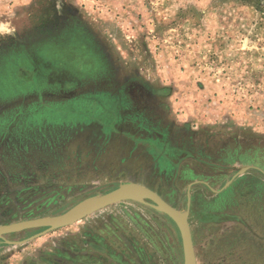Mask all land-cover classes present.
Instances as JSON below:
<instances>
[{
    "label": "rangeland",
    "instance_id": "rangeland-1",
    "mask_svg": "<svg viewBox=\"0 0 264 264\" xmlns=\"http://www.w3.org/2000/svg\"><path fill=\"white\" fill-rule=\"evenodd\" d=\"M23 5L38 16V38L0 32L1 70L9 58L0 76V224L64 214L138 182L187 212L197 264H264V0ZM80 16L90 47L55 52L59 91L31 93L38 79L12 56L34 39L65 46ZM75 70L98 74L108 92L65 88ZM45 229L1 235L0 264H185L178 225L139 196L12 243Z\"/></svg>",
    "mask_w": 264,
    "mask_h": 264
},
{
    "label": "crops",
    "instance_id": "crops-1",
    "mask_svg": "<svg viewBox=\"0 0 264 264\" xmlns=\"http://www.w3.org/2000/svg\"><path fill=\"white\" fill-rule=\"evenodd\" d=\"M5 2H7V0H2L3 4H0V32L3 31V29L10 30L8 31L10 32L9 34H12V33L15 34L16 32H18L16 33V35L18 34L20 38L25 39L27 41L26 44H28L29 43L28 38L31 36V33L33 32L35 36L38 34V28L33 29L34 24H36L39 21L38 16L36 17V15H34L35 12L33 14L30 12H27L28 7L23 5L25 3V0L18 1L20 4H18L17 6L16 5L12 6L9 4L7 5L5 4ZM84 10L86 9H83V7L77 8V11L78 12L82 11L83 14H85ZM86 11H87V15H90V10H86ZM87 15L86 17L89 18V16ZM86 17L85 16L77 17L80 20V22H78L77 21L78 19H76V22H75L76 26L70 32V37L68 38L69 40L65 46L61 43V41L47 42V40H41V41L36 40L35 42V39L38 38V35H37L34 39V43L30 42L31 44H29V46L25 48L24 54L22 55L20 54L18 56H15V55L12 56V57L18 58L19 61L21 63H24L26 66L29 65V68H24V67L21 68L22 69L21 74H24L25 77L32 78V80H34L35 78L38 79L36 83L37 84L36 90L32 91L31 93L42 94L48 90L49 91L53 90V93L55 92L57 93L59 91L58 88H60V86L58 83L52 82V79H53L52 75L55 72H59V70H56V68L59 69V68H62V66L60 65L56 66L57 58L54 56V53L58 51H62L64 47L66 50L70 48L76 49L77 47H79L78 50H83V51L87 50L90 47L88 43H85V35L83 31H81L84 29L82 28L83 27L82 24H84L82 20ZM26 21H29V23H26ZM22 24L24 25V29L22 27ZM99 25L101 29L104 31V29L102 28V24L99 23ZM25 33H27V35ZM34 47H36V50ZM37 52H39V54L43 57L42 60L44 62L50 61V64L42 63V61L38 57L39 55ZM8 59L3 60V63L1 65V67L3 66V68L2 70L0 68V71H1L0 76L4 74L3 72H4L5 67L8 64V61H9ZM105 60L106 59L104 56L103 61ZM43 68L46 69V72L45 71L42 72V70H44ZM41 72L43 73L42 77H40ZM97 75L98 74H95L94 76L92 75L87 76L85 73H82V71L75 70L73 74L71 75L68 74L66 76L68 79L66 80L64 86L67 89H72V88L74 89V88H77L76 86L81 84V86L83 87V90L80 91V93L87 94L89 95V97L90 95L94 97L95 94H98L101 92H108L107 89H104L103 91L99 89L100 78H99V75L98 76ZM44 78H45V83L40 85V82H42ZM93 103H95V99L93 100ZM112 103L114 102H110L108 107L106 108V113L108 114H110L109 106H112ZM111 108H113V111L116 113L117 111L116 107H111ZM102 109H100L99 106L95 105V110H96L95 113H98ZM107 116H108L107 118H109V115ZM101 121H103L105 125L108 127H111L113 124L112 121H108V120H101ZM192 185L190 188L188 187V190H191Z\"/></svg>",
    "mask_w": 264,
    "mask_h": 264
},
{
    "label": "water",
    "instance_id": "water-1",
    "mask_svg": "<svg viewBox=\"0 0 264 264\" xmlns=\"http://www.w3.org/2000/svg\"><path fill=\"white\" fill-rule=\"evenodd\" d=\"M137 196L155 202L161 208V210L178 225L183 241L185 264H197L192 230L188 220L187 212L175 207L156 190L138 182L122 183L117 188L90 200L89 202L80 206L78 209L64 214L28 219L9 224H0V236L30 228L46 227L43 232L32 237L21 241H12L14 244L26 243L52 230L55 227L72 225L111 204L124 200L128 197Z\"/></svg>",
    "mask_w": 264,
    "mask_h": 264
},
{
    "label": "flooded vegetation",
    "instance_id": "flooded-vegetation-1",
    "mask_svg": "<svg viewBox=\"0 0 264 264\" xmlns=\"http://www.w3.org/2000/svg\"><path fill=\"white\" fill-rule=\"evenodd\" d=\"M0 88H1V90L3 91V89H4V86H3V85H1V86H0Z\"/></svg>",
    "mask_w": 264,
    "mask_h": 264
},
{
    "label": "bare ground",
    "instance_id": "bare-ground-1",
    "mask_svg": "<svg viewBox=\"0 0 264 264\" xmlns=\"http://www.w3.org/2000/svg\"><path fill=\"white\" fill-rule=\"evenodd\" d=\"M82 204H85V203H82ZM82 206V205H81Z\"/></svg>",
    "mask_w": 264,
    "mask_h": 264
}]
</instances>
